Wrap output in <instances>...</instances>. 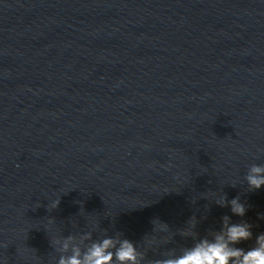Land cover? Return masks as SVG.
Masks as SVG:
<instances>
[{
    "label": "water",
    "instance_id": "obj_1",
    "mask_svg": "<svg viewBox=\"0 0 264 264\" xmlns=\"http://www.w3.org/2000/svg\"><path fill=\"white\" fill-rule=\"evenodd\" d=\"M252 164L264 0H0V264H55L47 220L68 236L87 216L141 250L155 236L151 264L191 243H160L154 219L177 233L204 216L203 235L231 215L209 191L239 195L264 232V189L243 182Z\"/></svg>",
    "mask_w": 264,
    "mask_h": 264
},
{
    "label": "clouds",
    "instance_id": "obj_2",
    "mask_svg": "<svg viewBox=\"0 0 264 264\" xmlns=\"http://www.w3.org/2000/svg\"><path fill=\"white\" fill-rule=\"evenodd\" d=\"M243 182L246 192L264 189V164L250 165ZM238 184L239 181H233L228 185L236 187ZM202 198L220 208H229L231 215L221 217L218 230L210 229L203 235L197 229L204 216L198 219L192 215L177 233H172L167 223L154 219L152 232L169 233L160 243H169L173 235L191 243L165 252L164 258L151 264H264V232L254 234V225L243 219L249 210L247 202H242L239 195L229 200L223 190L209 191ZM59 204L58 198L49 203L48 210L51 212ZM233 216L241 220L234 222ZM257 219L264 220V214H257ZM87 221L86 231L64 236L53 231L54 219L47 220L45 229L50 237V246L58 253L55 264H145L146 251L158 243L155 236H151L145 240L144 250H141L140 245L126 238L122 232L114 231L109 235L106 229L101 230L95 216H87ZM97 232H100L98 238L94 236ZM242 244L249 246L242 247Z\"/></svg>",
    "mask_w": 264,
    "mask_h": 264
}]
</instances>
